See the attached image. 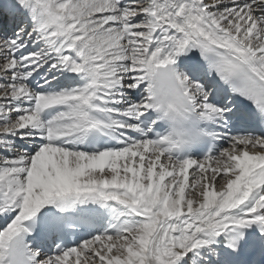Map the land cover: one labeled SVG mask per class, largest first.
I'll list each match as a JSON object with an SVG mask.
<instances>
[{"label": "snow or ice", "instance_id": "snow-or-ice-1", "mask_svg": "<svg viewBox=\"0 0 264 264\" xmlns=\"http://www.w3.org/2000/svg\"><path fill=\"white\" fill-rule=\"evenodd\" d=\"M0 264H264V0H0Z\"/></svg>", "mask_w": 264, "mask_h": 264}, {"label": "bare ground", "instance_id": "bare-ground-1", "mask_svg": "<svg viewBox=\"0 0 264 264\" xmlns=\"http://www.w3.org/2000/svg\"><path fill=\"white\" fill-rule=\"evenodd\" d=\"M191 171V170H190Z\"/></svg>", "mask_w": 264, "mask_h": 264}]
</instances>
